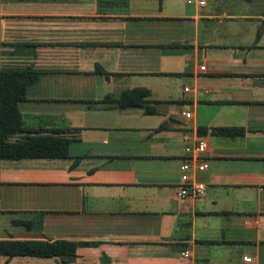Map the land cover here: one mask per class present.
<instances>
[{
    "label": "crops",
    "instance_id": "crops-1",
    "mask_svg": "<svg viewBox=\"0 0 264 264\" xmlns=\"http://www.w3.org/2000/svg\"><path fill=\"white\" fill-rule=\"evenodd\" d=\"M9 69L39 77L7 141L68 142L0 159V248L74 251L0 264H264V0H0ZM196 139L205 189L178 197Z\"/></svg>",
    "mask_w": 264,
    "mask_h": 264
},
{
    "label": "trees",
    "instance_id": "trees-1",
    "mask_svg": "<svg viewBox=\"0 0 264 264\" xmlns=\"http://www.w3.org/2000/svg\"><path fill=\"white\" fill-rule=\"evenodd\" d=\"M39 73L26 70H0V159L22 157H65L67 140L53 136L27 137L9 142L8 135L22 130L16 103L25 99V88L35 82ZM224 132L226 129H218ZM1 251L6 254L71 255L74 244L66 241L5 242Z\"/></svg>",
    "mask_w": 264,
    "mask_h": 264
},
{
    "label": "built area",
    "instance_id": "built-area-1",
    "mask_svg": "<svg viewBox=\"0 0 264 264\" xmlns=\"http://www.w3.org/2000/svg\"><path fill=\"white\" fill-rule=\"evenodd\" d=\"M204 2L205 0H196L198 5H203ZM184 89L187 90L188 86H185ZM182 115L188 117L189 112H183ZM183 149L186 157L178 166L179 182L175 187V192L178 197L189 195L198 198L202 195L205 185L195 178V174L204 171L208 166L207 161L200 158V155L205 152L206 142L203 139H196L185 144ZM244 261H249V258L244 257Z\"/></svg>",
    "mask_w": 264,
    "mask_h": 264
}]
</instances>
